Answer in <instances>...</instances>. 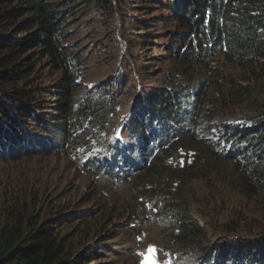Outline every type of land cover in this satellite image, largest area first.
<instances>
[{
  "label": "trees",
  "instance_id": "obj_1",
  "mask_svg": "<svg viewBox=\"0 0 264 264\" xmlns=\"http://www.w3.org/2000/svg\"><path fill=\"white\" fill-rule=\"evenodd\" d=\"M70 1L0 0V164L67 153L92 137L102 154L93 170L122 184L142 181L170 148L190 147L244 197L264 191V106L222 124L214 145L194 133L235 91L225 66H254L264 78V0H78L80 13ZM93 5L113 21V53L97 35L80 40ZM98 51L112 53L113 71L87 87ZM121 109L129 110L127 137L112 141L106 134ZM1 187L0 264H103L126 232L107 233L111 205L102 195L96 208L66 211L55 192L47 198L52 190L22 180ZM162 191L152 202L181 264H264V235L239 233L251 226L241 210L205 247L192 206L179 190ZM140 209L134 224L148 218L146 204Z\"/></svg>",
  "mask_w": 264,
  "mask_h": 264
},
{
  "label": "rangeland",
  "instance_id": "obj_2",
  "mask_svg": "<svg viewBox=\"0 0 264 264\" xmlns=\"http://www.w3.org/2000/svg\"><path fill=\"white\" fill-rule=\"evenodd\" d=\"M77 1L71 0L69 9L78 10L77 13H80L86 4L76 3ZM87 12L89 17L82 25L80 40L85 43L86 37L93 34L102 38L101 46L109 44V51L113 53L112 44L114 42L117 46L119 44L108 37L111 30L106 28L113 21L107 20V14L99 13L94 5ZM86 14V12L82 14L81 18ZM81 18L75 21L82 20ZM75 21L71 23H77ZM91 27H94V30L89 32ZM112 53H108L106 59H103L98 51L92 58L91 68L87 71V84L84 83L87 87L103 80L113 71ZM114 58L119 60V57ZM219 63H222L221 59ZM224 69L228 78H233L235 91L218 107L216 113L201 117L194 124V133L203 142L206 140L213 145L215 134L222 124H237L254 108L264 106V78L260 77L257 68L225 66ZM132 84L131 80L125 94L131 93ZM223 91L226 93V88ZM223 98L225 99L226 95ZM127 99L121 98L119 102L125 105ZM236 102L234 106L233 103ZM128 116L129 110L117 111L110 131L106 134L109 139L119 141L127 137L125 124ZM37 132L43 133L41 130ZM101 161L99 145L85 139L67 153L54 152L47 157L27 158L13 164L4 162L0 164V193L1 186H7L10 181L22 180L31 188L52 190L47 195L50 200L55 199L53 197L55 192L66 211L75 210L85 202L86 205L96 208L95 204L100 199L96 201L93 197L97 195L99 198L102 195V201L109 200L108 203L111 205L104 223L107 233L126 231L109 246L106 251L108 256L103 259V264H146L151 259L149 250L152 248L155 249L157 264H181V256L175 250L179 248L168 228L158 222L161 211L160 214L159 211L156 212L157 201L152 202L153 199L158 200V194L163 192L164 187L174 192L179 190L184 200L192 206V212L203 226L197 237L202 240L205 247L208 243L211 245L216 241L219 230L226 228V222L231 220L237 210H241V217L248 224L251 223L250 228L243 227V231L239 232L241 235H264V191L252 198L244 197L234 184H227L225 177H221L223 171L217 169L211 173L207 162L199 159L190 147H179L174 150L170 148L160 158L156 170L141 174L142 181H139L137 176L122 185L113 184L93 170ZM143 204H146L148 218L134 224L133 215L135 213L141 215L140 208ZM152 210L153 212H150ZM99 245L100 249L105 250L101 244Z\"/></svg>",
  "mask_w": 264,
  "mask_h": 264
},
{
  "label": "snow or ice",
  "instance_id": "obj_3",
  "mask_svg": "<svg viewBox=\"0 0 264 264\" xmlns=\"http://www.w3.org/2000/svg\"><path fill=\"white\" fill-rule=\"evenodd\" d=\"M149 255L151 256V259L146 262V264H157V261L155 260V249L152 248L149 250Z\"/></svg>",
  "mask_w": 264,
  "mask_h": 264
}]
</instances>
